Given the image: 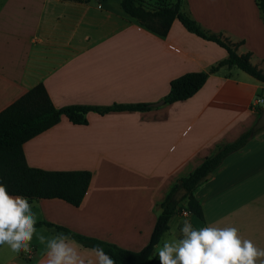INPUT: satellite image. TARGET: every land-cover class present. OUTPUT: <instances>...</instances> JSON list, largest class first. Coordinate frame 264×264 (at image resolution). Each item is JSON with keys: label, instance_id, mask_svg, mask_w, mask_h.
<instances>
[{"label": "crops", "instance_id": "0c3cea01", "mask_svg": "<svg viewBox=\"0 0 264 264\" xmlns=\"http://www.w3.org/2000/svg\"><path fill=\"white\" fill-rule=\"evenodd\" d=\"M184 10L205 29L242 41L237 52L250 51L251 62L264 71V22L255 0H186ZM225 55L177 19L166 35L148 30L123 11L120 0H0V111L38 83L57 107L154 104L168 93L173 78L206 71ZM235 68L211 73L187 99L144 111H89L85 124L61 115L25 141L30 167L91 173L78 206L56 197L28 200L38 221L129 250L145 246L158 204L177 180L259 116L252 104L255 96L264 98V82ZM194 195L204 219L190 212L185 217L184 200L159 245L180 238L188 219L196 229L217 222L236 227L242 238L264 249V128L226 156ZM36 227L37 236L55 234ZM80 245L81 251L90 249ZM31 249L14 253L0 246V264H41L45 245L34 236ZM154 256L159 264L156 247Z\"/></svg>", "mask_w": 264, "mask_h": 264}, {"label": "trees", "instance_id": "16d2710c", "mask_svg": "<svg viewBox=\"0 0 264 264\" xmlns=\"http://www.w3.org/2000/svg\"><path fill=\"white\" fill-rule=\"evenodd\" d=\"M62 1L89 2L90 0ZM185 3L186 0H173L171 4L160 1L150 8L140 0H120L125 13L154 33L166 35L173 20L177 19L187 31L216 43L226 52L225 57L212 64L206 71H190L173 78L168 93L162 98L164 102L172 103L189 98L203 86L211 73L221 67L236 66L264 82V71L251 62V52H237L242 41L232 42L221 32L205 29L184 10ZM255 3L264 22V0H255ZM152 105L149 102H137L111 105L68 104L57 107L53 104L44 84H36L0 111V184L6 186L10 195L23 196L28 200L56 197L78 206L89 185L91 173L88 170H43L30 167L25 160L23 143L55 125L61 115H65L72 123L85 124L86 114L89 111L100 114L119 110L144 111L149 110ZM256 109L259 114L260 107ZM256 133L252 134L248 129L233 141L219 144L216 150L207 155L198 166L187 175L180 177L158 204L159 212L149 241L139 250H129L47 221H38L36 226H45L54 233L69 234L85 247L92 248L99 245L115 264H154L155 247L169 229L170 219L182 210L180 202L186 200L188 212L203 220V209L194 195L195 189L207 179L208 174L214 172L226 156L244 147ZM178 188L185 189L180 201L172 198Z\"/></svg>", "mask_w": 264, "mask_h": 264}, {"label": "clouds", "instance_id": "9594fccd", "mask_svg": "<svg viewBox=\"0 0 264 264\" xmlns=\"http://www.w3.org/2000/svg\"><path fill=\"white\" fill-rule=\"evenodd\" d=\"M183 215L188 217L190 213ZM37 222L28 198L11 196L6 186L0 184V246L28 254L35 236L45 245L41 264H115L99 245L81 251L82 246L69 234L37 236ZM220 223L196 229L185 219L180 238L156 246L159 264H264V249L242 238L236 227H220Z\"/></svg>", "mask_w": 264, "mask_h": 264}, {"label": "water", "instance_id": "95a60500", "mask_svg": "<svg viewBox=\"0 0 264 264\" xmlns=\"http://www.w3.org/2000/svg\"><path fill=\"white\" fill-rule=\"evenodd\" d=\"M163 103H164V100L161 99L158 102H155L153 105L156 106V105L163 104ZM262 128H264V103H263V106L260 110L259 116L257 117L254 124L251 126L250 131L252 134H254V133L258 132L259 130H261ZM209 177H210V174H208L206 176V178H209ZM184 194H185V189L184 188H178L174 192L172 198L176 201H180L181 198L184 196Z\"/></svg>", "mask_w": 264, "mask_h": 264}, {"label": "rangeland", "instance_id": "374dc122", "mask_svg": "<svg viewBox=\"0 0 264 264\" xmlns=\"http://www.w3.org/2000/svg\"><path fill=\"white\" fill-rule=\"evenodd\" d=\"M140 1H142L143 3H145V5H154V4H157L158 2H160V1H162L164 4H166V3H168V4H171L172 2H173V0H157V1H154V0H140ZM157 6V5H156ZM215 52V49H214V51H211V53H210V57L211 58H213L214 56H216V53H214ZM217 62V61H216ZM216 62H214V63H216ZM222 68V67H221ZM222 70H227L226 68H223ZM235 70H237L238 72H239V69L238 68H235ZM260 96H258V97H256L255 96V98H259ZM262 106L263 105H260V106H258V107H260V110H261V108H262ZM258 107H256V108H258ZM263 129V128H262ZM261 129V130H262ZM183 203H184V200H182L181 202H180V206L182 207L183 206ZM168 238V237H167ZM166 240H168V239H164V241H166Z\"/></svg>", "mask_w": 264, "mask_h": 264}, {"label": "built area", "instance_id": "2783aa9c", "mask_svg": "<svg viewBox=\"0 0 264 264\" xmlns=\"http://www.w3.org/2000/svg\"><path fill=\"white\" fill-rule=\"evenodd\" d=\"M263 103H264V98H261V97H259V98H256L255 99V101L253 102V106L254 107H258V106H260V105H263Z\"/></svg>", "mask_w": 264, "mask_h": 264}]
</instances>
